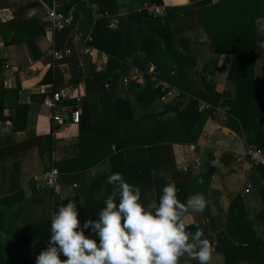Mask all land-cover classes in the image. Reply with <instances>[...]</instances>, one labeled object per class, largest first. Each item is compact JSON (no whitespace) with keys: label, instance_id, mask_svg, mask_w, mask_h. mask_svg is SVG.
I'll list each match as a JSON object with an SVG mask.
<instances>
[{"label":"crops","instance_id":"1","mask_svg":"<svg viewBox=\"0 0 264 264\" xmlns=\"http://www.w3.org/2000/svg\"><path fill=\"white\" fill-rule=\"evenodd\" d=\"M128 1L134 8L139 5L135 0ZM199 1L201 0H163L168 6L167 15L162 18L163 23L173 35L174 50L195 59L194 67L185 70L184 73L191 91L201 89L204 85L200 81L205 80L214 84L215 90L225 95L224 98H232L234 84L240 81L247 64L245 53L240 47L234 52L217 51L201 22L200 9L197 6ZM46 7L47 4L43 0H0V28H3L2 32L0 30V60H5L0 65V99L7 88L19 87L21 104H29L33 94L47 96L52 90H56L62 93V105H71L68 101L75 100L76 107L82 114L84 109L81 101L87 95L85 77L94 72H106L109 55L94 44L98 50L94 57L84 54L80 47H74L73 53L66 58L73 57L77 73L81 71L83 79L72 83L74 72L71 62L64 61L56 66L57 74L53 82L42 81L54 64L49 46L63 48L67 43H72L68 30L55 31L51 27L46 16ZM91 7L94 18L102 15L97 4H92ZM114 15L119 17V14ZM18 19L25 21L24 24L11 26ZM137 26L140 27L139 38H152L153 47H158L154 42L158 39V34L163 32H159L147 19L137 20ZM257 30L259 41L254 77L264 79V17L258 19ZM15 34H21L22 36H19L25 42L11 47L6 46L4 38L12 40ZM28 39L32 43L28 42ZM140 46L138 44V51L135 54L127 56V62L132 66L130 71L137 68L134 64L138 56L144 58L148 54L147 48L140 50ZM150 67L157 69L153 62ZM171 73L172 71H169V75ZM168 82L185 91L184 95L205 100L173 81ZM119 94L133 101L136 99L132 88L124 86L121 79ZM172 101H180V98L168 101L164 100L163 96L157 97L144 112L140 110L138 115L159 112ZM224 112H214L208 116L198 141L161 144L163 150L157 155L154 166L156 168L152 171L155 184L146 192L148 199L146 207L154 210L158 206L156 183H161L165 179L160 185L162 187L169 182L179 184L190 177L208 176V169L214 166L215 173L210 176L211 190L203 194L207 200V207L202 213H191L187 224L203 226L204 238L215 247V254L221 248L219 237L225 232L226 215L233 198L237 195L243 198L248 208L249 219L255 224L258 236L264 239V201L259 189L264 183L263 175L256 168L257 165L247 162L234 163L237 153L244 150L248 143L244 135L239 134L235 128H230L228 124L230 108ZM61 114L65 119L63 124H55L51 111L44 107V112L38 116L36 125L21 130L15 129L14 121L17 115L15 106L5 108L6 119H0V264H3L4 259H9L8 262L11 263L8 248L10 241L16 244L29 243L25 248V254L29 264H36V257L40 252L33 239L31 240V236H35V231L33 227L32 230H22L24 227L46 222L45 228L51 230L52 214L58 211L59 206L66 205L69 201L76 203L81 223L89 219L96 220L101 209V201L109 192L107 180L111 165L108 161L101 162L86 172H75L72 169L75 165L71 161L61 171L57 188L38 187L39 178L45 170L50 169L54 154L61 156V161L81 154L79 124L73 122L70 113L62 111ZM51 135L54 146L52 152L47 150L51 144L47 137ZM140 138L146 137L143 138L141 133ZM185 167L188 171L183 174L181 172H184ZM162 172L165 175H161ZM249 184H252V189L245 193ZM85 235L92 237L87 232ZM94 239L98 240V237ZM11 250L15 256L17 247L13 246ZM215 257L222 258L217 255L213 256V259ZM60 258L66 259L63 255ZM14 264H20L19 260ZM181 264H184V258ZM187 264L199 262L191 259ZM236 264L251 262L248 258H242Z\"/></svg>","mask_w":264,"mask_h":264},{"label":"trees","instance_id":"2","mask_svg":"<svg viewBox=\"0 0 264 264\" xmlns=\"http://www.w3.org/2000/svg\"><path fill=\"white\" fill-rule=\"evenodd\" d=\"M43 1L47 5H52L54 2V0ZM135 1L139 5L144 1L163 3V0ZM92 4L99 6L101 16L93 17ZM58 5L60 10L79 24L82 34L86 36L90 32L93 35V44L109 55V61L106 72H94L85 77L87 95L81 101L84 110L78 123L81 154L69 160H59L57 163L52 160L50 169L56 164L62 171L67 167V163L73 161L75 166L72 169L75 172H86L101 162L108 161L111 165L109 176L113 173H121L126 182L139 186L141 202L148 206L146 192L155 184L152 171L156 168L154 166L157 155L162 153L161 144L198 141L205 120L210 114H214V111L201 109L194 98L184 95L180 101L167 103L159 112L138 115L140 110L144 112L157 97L163 96L164 92L154 89L147 80L129 85L136 94L135 101L120 96V79L132 68L127 62V56L138 51V44L141 45L140 50L147 48L148 54L144 58L138 56L135 67L146 71L153 62L164 80L179 84L183 89L203 97L213 105L229 106L230 128H235L239 134L244 135L248 144L264 149V125L259 124L260 118L264 116V79L254 77L259 41L257 21L264 17V0H219L215 4L211 0L197 2L201 22L217 51L219 53L234 52L237 47H240L245 53L247 64L240 81L234 84L232 98H224L225 95L215 90L214 84L205 80L200 81L204 85L201 89L191 91L184 73L185 70L194 67L195 59L174 50L173 35L168 26L163 23L162 18L152 19L145 13L135 12L128 0H58ZM107 14H119V28L113 30L109 27L110 18ZM141 18L151 21L159 32H163L158 34V39L154 42L158 47H153L152 38H139L140 27H136V22ZM24 22L18 19L11 26L17 27L18 23L23 25ZM0 30L2 32L3 28ZM68 33L70 34V30ZM19 35L21 34H15L12 40L4 38L6 46L23 44L25 41L22 35ZM4 61L0 60V65ZM64 61L71 62L74 72L72 83L82 80L84 77L82 72L77 73L75 61L73 57H69L60 61L54 60L53 67L46 72L42 81L53 82L57 74L56 66ZM169 71H172L171 75ZM19 92V87L7 88L0 99V119H6L5 108L9 106L17 108L14 121L16 130L36 125L38 116L44 112L46 97V94H33L29 104H21ZM68 104L77 109L75 100L68 101ZM141 133L143 138L144 136L146 138L141 139ZM52 137V135L47 137V141L51 142L47 150L51 152L54 149ZM162 161L164 164V156ZM256 168L259 169L264 180V166L257 165ZM181 173L185 174V172ZM211 181L210 176L190 177L182 183L175 184L178 189V199L186 203L189 196L208 192L211 190ZM161 183H156L158 202L165 186L160 187ZM113 188L114 186L109 184V192L101 201L100 211L105 206L104 201L112 193ZM259 189L264 201V183ZM46 224V222H39L22 229L32 230L33 227L35 236L34 238L31 236V240L33 239L39 252L46 249L51 235L50 228H45ZM80 224L82 227L84 223L80 222ZM225 228V232L219 237L221 248L213 255H220L222 258L215 257L212 264H236L242 258H248L251 264H264V239L258 236L255 224L249 219L248 208L241 195L235 196L230 204ZM198 229L203 230V226L190 224L186 230L194 234ZM84 231L90 234L91 238L96 237L89 229ZM204 237L205 235L202 238ZM8 243L10 264H14L16 260H19L20 264H29L25 254V248L29 243L16 244L11 241ZM13 246H16L18 250L15 256L11 250ZM8 260L4 259L3 264H9Z\"/></svg>","mask_w":264,"mask_h":264},{"label":"clouds","instance_id":"3","mask_svg":"<svg viewBox=\"0 0 264 264\" xmlns=\"http://www.w3.org/2000/svg\"><path fill=\"white\" fill-rule=\"evenodd\" d=\"M107 183L114 188L105 206L96 220H86L82 227L75 202L59 206L51 217L47 247L36 264H181L182 258L184 264L191 259L212 264L214 248L202 238L203 230L194 234L186 230L189 215L207 207L203 194L181 202L175 183L169 182L153 210L141 202V188L126 182L121 173L111 174ZM85 229L98 242L86 236Z\"/></svg>","mask_w":264,"mask_h":264},{"label":"built area","instance_id":"4","mask_svg":"<svg viewBox=\"0 0 264 264\" xmlns=\"http://www.w3.org/2000/svg\"><path fill=\"white\" fill-rule=\"evenodd\" d=\"M219 0H212V3H217ZM138 13H145L152 19H161L167 15L168 6L164 3L159 4L151 1H144L141 5H138L133 9ZM110 18L109 27L113 30L119 28V17L116 15L107 14ZM46 16L50 21L51 27L55 31H63L70 30V38L72 43L70 45H66L63 48L52 47L49 50L52 58L55 61H60L65 59L67 56H70L73 53L74 47H80L81 51L84 54H87L91 57H94L98 50L93 45V35L89 33L84 36L82 32L79 30V24L75 23L71 16L66 15L62 10L59 9L58 0H54L52 5H47L46 7ZM151 83L154 89L162 90L164 92L163 99L164 100H173L177 98H181L186 92L178 87L170 84L168 81L164 80L159 71L155 67H150L146 71L139 70L137 68H133L126 75H124L121 79V83L128 87L132 83H142L147 81ZM227 89V88H225ZM62 93L59 91H51L49 95L45 97L44 105L51 111V117L55 124L62 125L64 122V117L61 112H66L71 114V119L74 123H79L81 118V111L79 109H75L72 105H62ZM198 103V106L201 109H212L214 112H222L225 113V109L228 111L229 106L219 105L215 106L210 102L195 98ZM61 160V156L54 154L53 161L57 163ZM250 163L252 165H263L264 166V149L261 147L248 144L244 150L237 153L234 159L235 164L242 163ZM184 172L188 171L187 167L183 169ZM62 172L56 166L44 172L38 182V187H49V188H57L60 183ZM252 189V184H249L245 189V193L250 192ZM214 251L215 247L213 246Z\"/></svg>","mask_w":264,"mask_h":264},{"label":"water","instance_id":"5","mask_svg":"<svg viewBox=\"0 0 264 264\" xmlns=\"http://www.w3.org/2000/svg\"><path fill=\"white\" fill-rule=\"evenodd\" d=\"M261 40H262V39H261ZM263 40H264V38H263ZM259 124H260V125H264V116L260 118ZM214 173H215V167H214V166H211V167L208 169L207 175H208V176H212Z\"/></svg>","mask_w":264,"mask_h":264}]
</instances>
